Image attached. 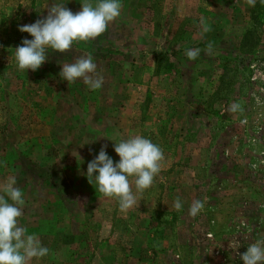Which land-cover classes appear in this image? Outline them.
<instances>
[{
	"label": "rangeland",
	"instance_id": "obj_1",
	"mask_svg": "<svg viewBox=\"0 0 264 264\" xmlns=\"http://www.w3.org/2000/svg\"><path fill=\"white\" fill-rule=\"evenodd\" d=\"M54 2L75 13L83 0H0V185L16 178L19 224L49 249L31 264H243L264 238V0H121L104 34L20 71L14 49L32 37L18 27ZM87 55L101 89L59 76ZM227 60L230 84L215 96ZM137 134L165 161L138 208L122 213L89 184L87 165L102 145L118 163L114 143ZM195 200L205 207L192 217Z\"/></svg>",
	"mask_w": 264,
	"mask_h": 264
},
{
	"label": "clouds",
	"instance_id": "obj_2",
	"mask_svg": "<svg viewBox=\"0 0 264 264\" xmlns=\"http://www.w3.org/2000/svg\"><path fill=\"white\" fill-rule=\"evenodd\" d=\"M246 2L250 6L255 4V0ZM121 9V0H96L95 3L93 0H83L81 10L75 13L65 7V3L49 4L44 18L18 27V31L32 37L31 40L23 39L14 49L18 69L35 72L48 60L49 49L56 53H67L74 42L95 40L120 17ZM201 26L202 32L211 31L203 19ZM212 49L209 43L206 54H211ZM200 52L199 48L187 49L186 56L189 60H195ZM59 76L68 84L82 80L90 90L101 89L104 84L91 55L64 63ZM239 107L233 104L230 110L235 112ZM114 152L119 157L118 163H114L107 154L106 145H102L96 157L88 163L86 177L89 184L95 183L96 190L103 197L118 200L120 211L127 213L138 208L137 194L153 185L162 170L165 155L159 145L139 134L114 143ZM93 173L96 175L93 176ZM130 178H134L135 192ZM0 193V264H31L34 258L47 256L49 249L42 245L39 237L28 234L27 229L19 224L25 201L14 176L0 185ZM204 207L203 201H193L189 215L197 216ZM173 209L178 212L183 210V201L179 197L175 198ZM239 258L243 264H264V238L250 243Z\"/></svg>",
	"mask_w": 264,
	"mask_h": 264
},
{
	"label": "trees",
	"instance_id": "obj_3",
	"mask_svg": "<svg viewBox=\"0 0 264 264\" xmlns=\"http://www.w3.org/2000/svg\"><path fill=\"white\" fill-rule=\"evenodd\" d=\"M251 13L253 14L252 9H251ZM249 35H250V31L247 30L244 32V34L241 38L240 44H239L241 51H243L244 49H246L248 47V45H246V44H247V42H249V40H248ZM233 63H234L233 61H229V60L224 62L223 67H222V71L216 80L213 95L218 96L220 94V92L225 91L227 86H229V84H230L229 78H231L232 75L229 77L228 72H231L232 70H234L235 66ZM150 221H152V219Z\"/></svg>",
	"mask_w": 264,
	"mask_h": 264
}]
</instances>
